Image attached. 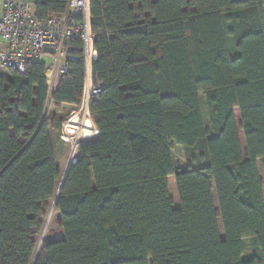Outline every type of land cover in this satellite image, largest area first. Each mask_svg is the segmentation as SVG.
I'll use <instances>...</instances> for the list:
<instances>
[{
    "label": "trees",
    "instance_id": "trees-1",
    "mask_svg": "<svg viewBox=\"0 0 264 264\" xmlns=\"http://www.w3.org/2000/svg\"><path fill=\"white\" fill-rule=\"evenodd\" d=\"M88 1L97 138L65 173L70 144L57 162L51 130L83 102V60L51 94L42 63L0 74V264H264V0ZM69 123L93 139L90 120ZM56 194L61 237L35 255Z\"/></svg>",
    "mask_w": 264,
    "mask_h": 264
},
{
    "label": "built area",
    "instance_id": "built-area-1",
    "mask_svg": "<svg viewBox=\"0 0 264 264\" xmlns=\"http://www.w3.org/2000/svg\"><path fill=\"white\" fill-rule=\"evenodd\" d=\"M36 2L0 0V71L23 74L28 63H42L51 94L60 77L70 70V62L83 60L86 71L84 99L88 107L89 97L103 88L102 83L92 85L90 78L95 53L89 1L69 0L63 14L45 18L36 15ZM63 134L67 140L68 134L64 130ZM56 199L57 194L51 208L55 209Z\"/></svg>",
    "mask_w": 264,
    "mask_h": 264
},
{
    "label": "rangeland",
    "instance_id": "rangeland-1",
    "mask_svg": "<svg viewBox=\"0 0 264 264\" xmlns=\"http://www.w3.org/2000/svg\"><path fill=\"white\" fill-rule=\"evenodd\" d=\"M0 74L8 75V71L7 70H1ZM201 99L203 102V97H201ZM53 112H55L54 106L52 105L51 100L49 98V102L46 106V110L44 113V118L48 119L49 114H51ZM55 113H56L57 119H60V127H61L59 136L56 135V132L54 130H51V142H52V146H53V150H54L57 162H59L61 160V157H62V146L60 145V143L62 141L63 142L66 141L70 144L69 151L67 153L66 161L64 164V172H65L66 166L69 163H71L76 157V150H75L76 146L80 143L90 142V141L94 140L95 138H97V133L95 131L94 123H93V121H92V119L88 113V107H86V100L85 99L82 102L80 107L62 106V110L55 112ZM205 114L206 113L204 111V115ZM75 116L78 119V123H80V121H82L83 119L90 120V122L93 125V127L90 129L91 134L93 135V137H92L93 139L85 140V138H82L81 131H80V129L82 128L81 126L79 127L76 124L75 128L73 127V129L71 128V126H67V124L68 125L70 124L69 121ZM235 116H236V122L239 125L240 121L238 118V110H235ZM205 117H206V115H205ZM65 123H67L66 126H65ZM63 130H64V133L68 134V135H66V136H68L67 140H65V138H64ZM77 133H79V134L77 135ZM239 133H240V137H241V131H239ZM240 143H241V147H242L243 152H245V144H244V138L243 137L240 139ZM172 157H173L174 167L176 170L184 169L186 167L185 158H184V151L180 145L173 143ZM258 171H259L260 179L263 183V194H264V174H263V170H262L260 161H258ZM213 197H214V201H215V209L218 211V206H217V202L215 199V193L214 192H213ZM52 205L50 206V208L48 209V212L46 214L44 226H43V229H42L40 236L38 238V242H37V246H36V250H35V255H37L39 253L42 246L47 241L56 240V239L61 237L62 233H61V230H60L59 225H58L60 215H59V213H57L55 211L54 208H51ZM219 222L221 224L220 220L218 221V224H219ZM219 230H220V235L223 238L222 224H221V227ZM243 246H244L243 258L248 259L252 255L251 240L245 239L243 241Z\"/></svg>",
    "mask_w": 264,
    "mask_h": 264
},
{
    "label": "crops",
    "instance_id": "crops-1",
    "mask_svg": "<svg viewBox=\"0 0 264 264\" xmlns=\"http://www.w3.org/2000/svg\"><path fill=\"white\" fill-rule=\"evenodd\" d=\"M21 1L31 2V1H34V0H21Z\"/></svg>",
    "mask_w": 264,
    "mask_h": 264
},
{
    "label": "water",
    "instance_id": "water-1",
    "mask_svg": "<svg viewBox=\"0 0 264 264\" xmlns=\"http://www.w3.org/2000/svg\"><path fill=\"white\" fill-rule=\"evenodd\" d=\"M69 164H70V163H69ZM69 164H68V165H69ZM68 165H67V166H68ZM67 166H66V169H67ZM66 169H65V171H66ZM64 173H65V172H64ZM64 175H65V174H64Z\"/></svg>",
    "mask_w": 264,
    "mask_h": 264
}]
</instances>
